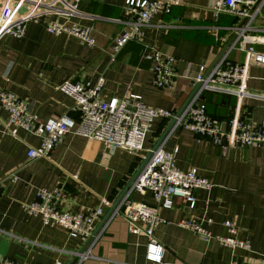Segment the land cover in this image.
<instances>
[{"label": "crops", "instance_id": "1", "mask_svg": "<svg viewBox=\"0 0 264 264\" xmlns=\"http://www.w3.org/2000/svg\"><path fill=\"white\" fill-rule=\"evenodd\" d=\"M125 5L126 0H85L80 9L100 19H60L64 24L92 27L95 46L66 34L53 35L35 21L28 23L24 37H4L0 41V92L29 101L41 121L66 113L78 119L75 101L56 87L68 80L94 82L104 76V100L135 94L150 107L178 114L196 86L180 77L171 90L156 88L152 63L145 56L154 50L172 55L178 60L180 75L194 77L199 65L211 69L234 38L221 30L220 36L228 37L217 41L210 27H229L235 19L222 15L216 21L213 0H185L170 14L155 18L139 40L127 43L114 56L115 40L123 31V25L115 21L126 18ZM256 49L264 52V45ZM230 59L242 63L246 55L234 51ZM248 88L264 93V66H251ZM203 100L208 113L223 122L234 114L256 123L264 117V103L259 100L239 104L235 96L209 92L203 94ZM8 118L0 105V180L4 184L0 194V262L77 264L73 254L87 249V242L70 238L62 227L45 225L40 217L27 213L25 206L46 188L58 192V206L73 214L97 208L105 199L112 203L104 206V215L95 228L99 241L83 264H148V238L130 232L122 216L111 215L129 193L151 150L160 145L168 151L178 149L177 167L184 171L197 168L212 185L209 190L195 191L194 210L180 201L171 210H161L162 222L155 238L165 249L164 260L168 264H231L233 260L254 264L264 259V147H236L224 156L209 140L174 129L173 120H158L148 135L145 151L139 154L123 149L111 152L102 143L71 132L51 159L30 161L28 150L38 146L40 139L23 131L17 132L20 139L13 136L7 127ZM14 174L16 181L10 179ZM130 198L155 205L151 193L135 192ZM184 219H212V224L204 223L212 239L207 242L180 227L178 223ZM227 220L238 227L239 239L249 240V250L232 252L215 238L229 235L224 225Z\"/></svg>", "mask_w": 264, "mask_h": 264}, {"label": "built area", "instance_id": "2", "mask_svg": "<svg viewBox=\"0 0 264 264\" xmlns=\"http://www.w3.org/2000/svg\"><path fill=\"white\" fill-rule=\"evenodd\" d=\"M85 0H0V41L6 37L22 38L25 36L28 23H42L53 35L66 34L80 40L82 43L95 46L93 28L77 23L64 24L60 19H100L80 9ZM185 0H126V18L115 22L123 25L121 35L115 40L114 56L129 42L142 37L143 29L151 25L157 17H164L176 7L182 6ZM23 6L31 8L26 14H19ZM212 11L216 21L222 15L235 19L229 27H210L217 41H226L220 36L225 30L233 35L234 41L226 50L217 64L209 69L207 65H199L194 77L180 75L177 70L178 60L169 54L152 51L145 58L152 63L154 85L160 90H171L178 78L190 79L193 85L200 88L191 102L179 115L161 107L146 105L139 95L130 94L126 98H102L106 79L100 76L96 81L68 80L56 87L75 101V111L79 118L70 113L61 117L41 121L32 111L31 103L11 92H0V105L8 112L7 127L9 132L20 139L17 132L34 135L40 139V144L30 147L27 153L30 161L51 159L55 148L68 133L93 139L102 143L106 149L114 152L118 149L139 154L145 151L146 142L154 123L158 120H173L174 129H184L207 139L218 146L222 155L236 147H264V117L260 123L247 121L234 114L223 122L212 117L203 101L205 92H213L235 96L239 104L247 100H259L264 103V93L248 88L250 68L252 65L264 66V52L256 49L264 45V0H213ZM57 17L51 21L49 18ZM240 51L246 55L242 63L230 59L232 52ZM225 123V128H224ZM178 149L168 151L163 145L151 150L141 170L136 176L129 193L116 205L112 218L122 216L128 224L129 231L144 234L148 238L146 260L148 264H168L164 260L165 249L155 238V231L162 222L161 210H171L180 201L190 210L197 206L195 191L211 189V183L199 175L197 168L181 170L177 167ZM12 181L17 177L10 175ZM4 184L0 180V194ZM145 195L151 193L155 205L136 202L130 198L132 193ZM59 193L43 188L38 191L37 199L26 205L30 216L40 217L45 225H57L65 229L70 238L87 242L88 247L83 252L74 253L77 264H83L91 257L93 246L99 241L96 233V223L104 215V206H112L108 200L97 208L86 213L73 214L61 209L57 201ZM213 223L212 219H184L180 227L192 231L210 241L211 233L204 223ZM228 236L215 238L221 245L232 252L238 248L250 249L249 240L238 238L239 229L231 220L224 223ZM0 264H16L11 259H3ZM57 264H62L58 262ZM124 264V263H111ZM231 264H251L233 260ZM254 264H264V259Z\"/></svg>", "mask_w": 264, "mask_h": 264}, {"label": "water", "instance_id": "3", "mask_svg": "<svg viewBox=\"0 0 264 264\" xmlns=\"http://www.w3.org/2000/svg\"><path fill=\"white\" fill-rule=\"evenodd\" d=\"M30 10H31V8L30 7H28V6H23L21 9H20V11H19V14H26V13H28V12H30ZM233 41H234V38H232L230 41H229V43L226 45V47L224 48V50L222 51V53H221V55H220V57L218 58V60L216 61V63L213 65V67L217 64V62L221 59V57L224 55V53L226 52V50L230 47V45L233 43ZM212 67V68H213ZM200 88V85H197L196 86V88L194 89V91L192 92V94L190 95V97L188 98V100L186 101V103H185V105H184V107L180 110V112L178 113L179 115L185 110V108L188 106V104L191 102V100H192V98H193V96L196 94V92L198 91V89ZM173 125H174V122H173ZM224 126V128H225V124L223 125ZM166 136V135H165ZM164 136V137H165ZM157 148V147H156ZM155 148V149H156ZM143 166V165H142ZM142 168V167H141ZM141 168H140V170H141ZM139 170V171H140ZM139 173V172H138ZM138 173L136 174V176L138 175ZM136 176H135V178H136ZM129 189V188H128Z\"/></svg>", "mask_w": 264, "mask_h": 264}, {"label": "trees", "instance_id": "4", "mask_svg": "<svg viewBox=\"0 0 264 264\" xmlns=\"http://www.w3.org/2000/svg\"><path fill=\"white\" fill-rule=\"evenodd\" d=\"M205 93H206V92H205ZM205 93H204V94H205ZM209 93H213V92H209ZM214 94H220V93H214ZM203 101H204V100H203ZM204 103L206 104L205 101H204ZM206 106H207V105H206ZM207 109H208V108H207ZM211 116H212V115H211ZM212 117H214V116H212ZM229 118H230V117H228V119H229ZM228 119H227V120H228Z\"/></svg>", "mask_w": 264, "mask_h": 264}]
</instances>
